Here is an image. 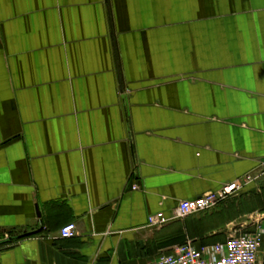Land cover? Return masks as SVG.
<instances>
[{
    "label": "crops",
    "instance_id": "0c3cea01",
    "mask_svg": "<svg viewBox=\"0 0 264 264\" xmlns=\"http://www.w3.org/2000/svg\"><path fill=\"white\" fill-rule=\"evenodd\" d=\"M258 222L264 0H0V264H149Z\"/></svg>",
    "mask_w": 264,
    "mask_h": 264
},
{
    "label": "built area",
    "instance_id": "2783aa9c",
    "mask_svg": "<svg viewBox=\"0 0 264 264\" xmlns=\"http://www.w3.org/2000/svg\"><path fill=\"white\" fill-rule=\"evenodd\" d=\"M257 178L247 176L241 181L223 185L217 191L207 193L194 200L178 203L173 215L168 218L164 213L149 218V226L161 228L171 221L186 218L217 208L220 204L234 198L242 188ZM258 222L252 233L233 231L225 243L210 246H196L192 241L176 245L170 251L160 254L149 264H264L260 257L263 247L264 228ZM61 239L69 240L77 236L74 223L65 225L59 232Z\"/></svg>",
    "mask_w": 264,
    "mask_h": 264
},
{
    "label": "water",
    "instance_id": "95a60500",
    "mask_svg": "<svg viewBox=\"0 0 264 264\" xmlns=\"http://www.w3.org/2000/svg\"><path fill=\"white\" fill-rule=\"evenodd\" d=\"M121 84H122V83H121ZM123 88H124V87L122 86V90H123ZM129 188H130V189L132 188V184H130Z\"/></svg>",
    "mask_w": 264,
    "mask_h": 264
},
{
    "label": "rangeland",
    "instance_id": "374dc122",
    "mask_svg": "<svg viewBox=\"0 0 264 264\" xmlns=\"http://www.w3.org/2000/svg\"><path fill=\"white\" fill-rule=\"evenodd\" d=\"M233 232H231V234H232ZM188 241V240H187ZM189 241H191V240H189ZM193 242V241H192Z\"/></svg>",
    "mask_w": 264,
    "mask_h": 264
}]
</instances>
